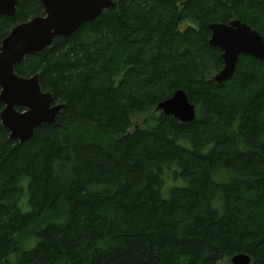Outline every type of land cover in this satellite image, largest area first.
Wrapping results in <instances>:
<instances>
[{"label":"trees","instance_id":"16d2710c","mask_svg":"<svg viewBox=\"0 0 264 264\" xmlns=\"http://www.w3.org/2000/svg\"><path fill=\"white\" fill-rule=\"evenodd\" d=\"M113 1L14 66L64 107L24 142L0 120V264H264V59L217 83L209 44L233 19L264 39V0ZM43 14L17 0L0 45ZM177 89L189 123L155 110Z\"/></svg>","mask_w":264,"mask_h":264},{"label":"water","instance_id":"95a60500","mask_svg":"<svg viewBox=\"0 0 264 264\" xmlns=\"http://www.w3.org/2000/svg\"><path fill=\"white\" fill-rule=\"evenodd\" d=\"M43 15L16 24L0 45V111L1 124L8 130L10 139L24 142L31 138L42 123H54L64 107L56 103L50 92L42 91L38 76H19L14 66L30 53L50 46L56 36H69L81 24L98 17L103 10L117 7L113 0H40ZM17 0H0V15H13ZM209 44L220 51L223 66L213 75L220 83L231 78L240 55L264 59L263 37L245 22L233 19L228 23L209 24ZM18 107L22 109H17ZM155 110L171 115L182 123L194 120L196 107L182 89L158 102ZM250 257L238 253L232 264H248Z\"/></svg>","mask_w":264,"mask_h":264},{"label":"rangeland","instance_id":"374dc122","mask_svg":"<svg viewBox=\"0 0 264 264\" xmlns=\"http://www.w3.org/2000/svg\"><path fill=\"white\" fill-rule=\"evenodd\" d=\"M146 117L145 114H140L133 118L132 122L136 125H141L143 119Z\"/></svg>","mask_w":264,"mask_h":264}]
</instances>
